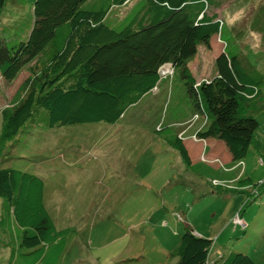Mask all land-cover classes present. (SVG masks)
<instances>
[{"label": "rangeland", "instance_id": "rangeland-1", "mask_svg": "<svg viewBox=\"0 0 264 264\" xmlns=\"http://www.w3.org/2000/svg\"><path fill=\"white\" fill-rule=\"evenodd\" d=\"M209 10L227 26V50L235 49L243 65L263 78L260 96L247 107L259 125L242 161L226 162L229 152L217 140L222 145L212 149L219 158L212 168L181 166L165 139L167 130L157 131L156 124L185 115L184 104L157 89L114 123L50 126L47 111L38 107L14 138H0V167L39 176L52 219L71 230L56 264H176L171 254L187 226L212 239V257L243 252L264 264V0H216ZM32 20L27 2L6 0L0 38L8 47L25 40ZM222 48L218 35L209 47L198 46L188 62L197 83L215 74ZM169 69L160 67L162 80L178 83L179 75ZM29 74L25 66L12 81L0 75V132L2 110L12 106ZM194 122L202 128L209 119L191 113L176 125Z\"/></svg>", "mask_w": 264, "mask_h": 264}, {"label": "trees", "instance_id": "trees-1", "mask_svg": "<svg viewBox=\"0 0 264 264\" xmlns=\"http://www.w3.org/2000/svg\"><path fill=\"white\" fill-rule=\"evenodd\" d=\"M33 13L25 40L8 47L0 38V75L12 81L27 66L30 74L3 108L0 138H14L38 107L50 126L105 121L124 110L162 80L169 63L187 91L191 110L209 122L193 136L223 141L231 162L242 161L255 142L257 119L247 112L260 96L262 76L248 70L217 12L216 0H137L121 17L112 11L128 0H21ZM6 0H0V12ZM223 42L214 59L215 74L197 83L188 62L212 36ZM165 139L188 168L191 161L181 136L163 123ZM0 198L5 224L16 238L17 264H56L71 230L60 229L44 203L42 179L0 167ZM212 239L186 227L171 254L176 264H257L243 252L209 258ZM55 247V248H53ZM63 248V247H62ZM49 250L51 251L50 253Z\"/></svg>", "mask_w": 264, "mask_h": 264}, {"label": "crops", "instance_id": "crops-1", "mask_svg": "<svg viewBox=\"0 0 264 264\" xmlns=\"http://www.w3.org/2000/svg\"><path fill=\"white\" fill-rule=\"evenodd\" d=\"M130 1V0H128ZM120 7H114L112 8V12L115 14H119V16L121 17L122 15H125L126 12L131 8V6L137 1L134 0L130 6L127 7V2ZM126 6L125 10L122 12L121 11V7ZM211 40V39H210ZM223 49V48H222ZM221 49V51H222ZM220 51V52H221ZM220 52H217V54H219ZM189 64V63H188ZM189 67V65H188ZM190 69V68H189ZM191 73L193 74V71L190 69ZM214 75V74H213ZM212 75V76H213ZM211 76V77H212ZM210 77V78H211ZM157 89L156 93L159 92H165L166 97L168 96L167 100H171V99H176V97H179L181 99V101L184 104V111H185V115H182L180 118H169V119H163V125H166L168 127H170L173 131V133H176L178 136L180 135L182 138V142L185 145L190 161H191V166L188 168L187 166L184 165V163L181 160V157L179 155V160L181 163V166H185L186 168H188L189 170L192 169L193 167H197L200 163L203 164L205 167H209L212 168V164L214 165L216 160L219 159L217 154L213 152V148L216 146H221L222 144L220 143L221 141H217V139L214 138H208V139H196L193 134H195L200 128L199 126H196L194 122L193 124L182 128V127H178V125L181 122L186 121L191 113V105H190V101H189V96L187 95V91L184 89V86L181 82L175 83L172 81H166V80H161L158 85L157 88H154L153 90L151 89L148 93L150 92H155L154 90ZM148 93H146L145 95H143L139 100H141L143 97H145ZM155 93V94H156ZM175 93V96L173 95ZM138 100V101H139ZM159 123L156 124V127ZM185 131L183 134L182 131ZM194 137V139H192V137ZM225 146V145H224ZM171 147H168V150H171ZM224 156H225V160L226 162L230 163L229 161L231 160V156L229 153L224 152ZM233 165H231V168H233ZM218 165H215V168H217ZM227 168V167H225ZM0 202H1V206H0V258L4 255H6V259L3 262H0V264H17L16 262L19 260L18 258V250H17V244H16V238L12 237L11 234L9 233V228L6 227V224L4 222L5 220V213H4V206H3V201L0 198ZM209 258L211 261H213L214 257H212L209 253Z\"/></svg>", "mask_w": 264, "mask_h": 264}, {"label": "built area", "instance_id": "built-area-1", "mask_svg": "<svg viewBox=\"0 0 264 264\" xmlns=\"http://www.w3.org/2000/svg\"><path fill=\"white\" fill-rule=\"evenodd\" d=\"M163 65H170V66H171V69H169V71H170V72L173 71V68H172V65H171V64H169V63H165V64H163ZM163 65H162V66H163ZM162 66H161V67H162ZM159 73H160V69H159ZM160 76H161V74H160ZM161 78H162V77H161ZM237 220L243 222L242 219L240 218V216H238V219H237Z\"/></svg>", "mask_w": 264, "mask_h": 264}]
</instances>
